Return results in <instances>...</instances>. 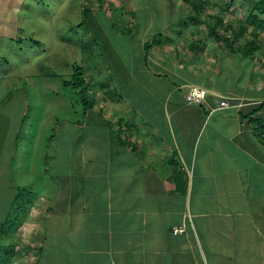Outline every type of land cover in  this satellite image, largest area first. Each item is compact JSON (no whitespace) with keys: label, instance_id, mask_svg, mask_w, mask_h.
Wrapping results in <instances>:
<instances>
[{"label":"rangeland","instance_id":"1","mask_svg":"<svg viewBox=\"0 0 264 264\" xmlns=\"http://www.w3.org/2000/svg\"><path fill=\"white\" fill-rule=\"evenodd\" d=\"M261 1L26 0L15 40L0 42V249H15L9 260L0 255V264H42V248L50 264H72L71 253L61 256L70 246L65 236L72 226L65 214L77 200L73 194L81 176L76 172L94 171L93 158L107 142L103 124L115 136L122 128L126 140L138 142L129 109L157 103L152 90L166 83L158 76L170 73L174 86L189 90L210 89L214 82L230 98L233 88L249 97V85L264 98V14L256 10ZM161 36L163 43L144 60L146 44ZM251 42L257 46L251 57L234 54L230 46L249 48ZM75 64L93 104L87 112L81 89L74 86ZM122 119L128 120V131ZM55 184L63 198L53 205L56 214L47 224H62L60 234L68 241L54 244L58 250L41 245L44 213L50 209L43 199L52 204ZM16 215L23 219L11 238ZM250 260L246 263L254 264Z\"/></svg>","mask_w":264,"mask_h":264},{"label":"crops","instance_id":"2","mask_svg":"<svg viewBox=\"0 0 264 264\" xmlns=\"http://www.w3.org/2000/svg\"><path fill=\"white\" fill-rule=\"evenodd\" d=\"M25 2L0 0V42L15 40ZM157 78L166 81L163 87L154 83L157 98L151 100L157 103L148 107L139 101L129 109L138 142L126 140L122 128L115 136L103 124L107 142L93 158L94 171L76 172L81 183L73 194L75 206L65 214L72 229L61 258L71 253L72 264H247L249 258L264 264L262 91L248 85L246 97L233 88L231 99L213 82L204 88L206 102L194 105L184 98L190 86H174L170 73ZM224 101L229 108H221ZM224 124L230 131L220 129ZM55 186L52 204L43 199L50 209L41 245L58 250L54 244L68 241L60 234L62 224H47L63 198ZM174 228L186 232L176 235ZM46 252L42 248V264H50Z\"/></svg>","mask_w":264,"mask_h":264},{"label":"trees","instance_id":"3","mask_svg":"<svg viewBox=\"0 0 264 264\" xmlns=\"http://www.w3.org/2000/svg\"><path fill=\"white\" fill-rule=\"evenodd\" d=\"M190 1L191 0H185L186 3H189ZM256 10L260 14H262V15L264 14V0H262L260 3H258L256 5ZM82 24L83 23L79 24V26H82ZM262 27H264V24H262ZM163 39L164 38L161 36L160 40H158V41L154 40L152 42V44H148V43L146 44V46H145L146 55H145L144 60L148 61V54L151 52L152 47L153 46H160L163 43V41H164ZM22 40L23 39L20 38L19 42H21ZM31 41L35 42V44L37 46L39 44H41L39 41H34V39H32ZM233 44L235 45V43H233ZM233 44L230 45L231 48H232L233 53L234 54H240L243 57H251L253 55V53L257 50V49H255V48H257V46H255L252 42L248 43V45H250L249 48H246V47H243V46L234 47ZM81 71H80V66L75 64L74 65V77H73L75 79L74 86L76 88H80L81 89V93L83 94L84 109L87 112V111H89V110H91L93 108V104H91V102L88 100V98H86V94L87 93H86V90H85V84H84V81H83V74H82ZM262 109H264V101L261 103V106H260V110H262ZM244 118H246V117H244ZM258 136L261 137V138H264V126L262 128H260V129H258ZM17 201L15 203H17ZM28 201L31 202V200H29V199H28ZM20 209H22V208H20ZM22 219H23V217H21L19 215H16V217L14 219V223L11 224L13 227L10 228L11 233L9 234L10 235L9 237L13 238V235L16 234V230H18V228L20 227V225H18V224L22 222ZM14 225H16V226H14ZM8 249H10L9 252H8ZM12 254L13 255L15 254V249H14V247L12 245L11 246H9V245L8 246H2V248L0 249V255H4V258L7 259V260H9L12 257Z\"/></svg>","mask_w":264,"mask_h":264},{"label":"built area","instance_id":"4","mask_svg":"<svg viewBox=\"0 0 264 264\" xmlns=\"http://www.w3.org/2000/svg\"><path fill=\"white\" fill-rule=\"evenodd\" d=\"M207 92L204 89H199V88H192L191 90L188 91L186 99L187 102L190 104L194 105H201L206 102L207 99ZM230 105L228 102L224 101L221 102V108H229ZM174 234H183L186 232L185 228H174L173 229Z\"/></svg>","mask_w":264,"mask_h":264},{"label":"clouds","instance_id":"5","mask_svg":"<svg viewBox=\"0 0 264 264\" xmlns=\"http://www.w3.org/2000/svg\"><path fill=\"white\" fill-rule=\"evenodd\" d=\"M207 95H208V92H207Z\"/></svg>","mask_w":264,"mask_h":264}]
</instances>
